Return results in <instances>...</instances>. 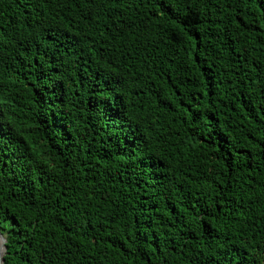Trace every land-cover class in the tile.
<instances>
[{
  "label": "trees",
  "instance_id": "16d2710c",
  "mask_svg": "<svg viewBox=\"0 0 264 264\" xmlns=\"http://www.w3.org/2000/svg\"><path fill=\"white\" fill-rule=\"evenodd\" d=\"M3 264H264V0H0Z\"/></svg>",
  "mask_w": 264,
  "mask_h": 264
},
{
  "label": "water",
  "instance_id": "95a60500",
  "mask_svg": "<svg viewBox=\"0 0 264 264\" xmlns=\"http://www.w3.org/2000/svg\"><path fill=\"white\" fill-rule=\"evenodd\" d=\"M0 239H1V242H2V247H3V251H1V248H0V264H3L4 262V256H5V252H6V247H5V244H6V239L0 234Z\"/></svg>",
  "mask_w": 264,
  "mask_h": 264
},
{
  "label": "bare ground",
  "instance_id": "6f19581e",
  "mask_svg": "<svg viewBox=\"0 0 264 264\" xmlns=\"http://www.w3.org/2000/svg\"><path fill=\"white\" fill-rule=\"evenodd\" d=\"M2 242H1V239H0V248H1V251H3V247H2Z\"/></svg>",
  "mask_w": 264,
  "mask_h": 264
}]
</instances>
